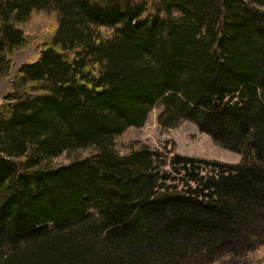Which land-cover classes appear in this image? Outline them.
<instances>
[{"label": "trees", "instance_id": "obj_1", "mask_svg": "<svg viewBox=\"0 0 264 264\" xmlns=\"http://www.w3.org/2000/svg\"><path fill=\"white\" fill-rule=\"evenodd\" d=\"M44 14L53 30L0 103V264H250L264 246V0H0V80ZM156 103L161 123L188 119L239 162L198 160L213 165L201 174L170 153L194 187L163 188L159 153L115 147Z\"/></svg>", "mask_w": 264, "mask_h": 264}, {"label": "rangeland", "instance_id": "obj_2", "mask_svg": "<svg viewBox=\"0 0 264 264\" xmlns=\"http://www.w3.org/2000/svg\"><path fill=\"white\" fill-rule=\"evenodd\" d=\"M43 16V17H42ZM38 17L36 23H29L24 26L23 42L20 47L14 49L9 55L10 68L7 76L0 80V103L7 93L13 89V79L17 69L27 63H32L39 58L41 48L45 44L47 35L52 27H54L53 17L44 14ZM55 17V16H54ZM52 26V27H51ZM53 30V29H52ZM51 31V30H50ZM102 36L109 37L112 33L111 29L102 26L100 28ZM28 83H25V86ZM163 108L160 103L154 104L149 110L146 118L141 126H128L116 138V149L119 153H127L132 149L146 146L149 150L159 153V158L169 156L174 153L181 158L193 159L192 162L201 174L207 173L212 169L213 165L200 163L198 160H207L217 166L218 164H234L239 162L240 154L222 147L211 139L209 134L201 131L198 126L188 119H178L171 121L170 124L161 123L166 115L162 112ZM73 151V150H72ZM80 155H86V148H78ZM69 156L60 153L50 158L49 165L57 166L67 162ZM170 157L163 159L160 166L161 174L165 175L162 181L163 188L170 190H187L188 187H194V183L188 181L187 176L178 172L177 169L181 164L170 165ZM197 165V166H196ZM191 166V162L187 163V167ZM250 264H264V246L258 247L246 254ZM205 260H198L199 264H204Z\"/></svg>", "mask_w": 264, "mask_h": 264}]
</instances>
